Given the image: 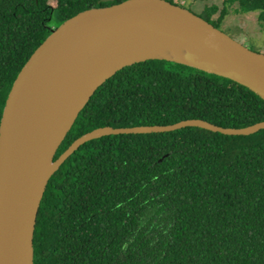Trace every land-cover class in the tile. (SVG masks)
<instances>
[{
    "label": "trees",
    "instance_id": "trees-1",
    "mask_svg": "<svg viewBox=\"0 0 264 264\" xmlns=\"http://www.w3.org/2000/svg\"><path fill=\"white\" fill-rule=\"evenodd\" d=\"M123 1L0 0V122L20 71L52 30ZM228 1L259 11L264 24V0ZM226 14L206 21L219 29ZM187 120L246 128L264 122V100L185 65L138 62L96 90L55 160L99 128ZM34 264H264V130L230 136L186 127L87 142L47 185Z\"/></svg>",
    "mask_w": 264,
    "mask_h": 264
},
{
    "label": "water",
    "instance_id": "water-1",
    "mask_svg": "<svg viewBox=\"0 0 264 264\" xmlns=\"http://www.w3.org/2000/svg\"><path fill=\"white\" fill-rule=\"evenodd\" d=\"M113 0H101L109 2ZM131 26L149 30L160 41L177 43L182 56L144 58L98 76L73 100L64 87L73 58L107 30ZM175 50V48H173ZM166 60L232 80L264 100V55L251 51L202 17L166 0H124L92 8L66 20L32 54L6 100L0 122V264H34V233L47 185L54 173L82 145L109 136L152 134L199 127L230 136L264 130V122L242 129L222 128L202 120L168 126L99 128L77 139L57 160V152L96 90L126 66Z\"/></svg>",
    "mask_w": 264,
    "mask_h": 264
},
{
    "label": "bare ground",
    "instance_id": "bare-ground-1",
    "mask_svg": "<svg viewBox=\"0 0 264 264\" xmlns=\"http://www.w3.org/2000/svg\"><path fill=\"white\" fill-rule=\"evenodd\" d=\"M160 37L149 30L124 26L120 30H107L103 36L94 39L73 58L67 78L62 86L67 100H74L83 93L98 76L114 71L123 65L144 58L172 59L183 55L177 43L168 48H159ZM175 48V50L173 49Z\"/></svg>",
    "mask_w": 264,
    "mask_h": 264
},
{
    "label": "rangeland",
    "instance_id": "rangeland-1",
    "mask_svg": "<svg viewBox=\"0 0 264 264\" xmlns=\"http://www.w3.org/2000/svg\"><path fill=\"white\" fill-rule=\"evenodd\" d=\"M166 1L213 23H216L221 12L226 10V16L218 24L219 29L244 47L264 55V24L258 19L259 11H240L237 3L228 0Z\"/></svg>",
    "mask_w": 264,
    "mask_h": 264
}]
</instances>
